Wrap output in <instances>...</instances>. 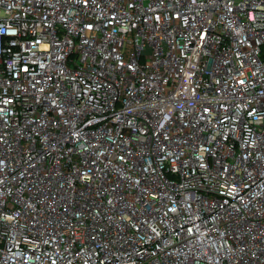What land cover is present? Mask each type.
Segmentation results:
<instances>
[{
  "label": "built area",
  "instance_id": "1",
  "mask_svg": "<svg viewBox=\"0 0 264 264\" xmlns=\"http://www.w3.org/2000/svg\"><path fill=\"white\" fill-rule=\"evenodd\" d=\"M0 264H264V0H0Z\"/></svg>",
  "mask_w": 264,
  "mask_h": 264
}]
</instances>
